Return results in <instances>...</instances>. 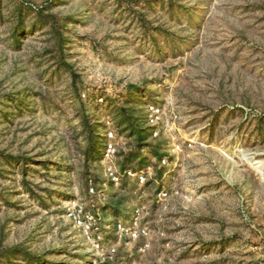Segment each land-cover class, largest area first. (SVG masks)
Returning <instances> with one entry per match:
<instances>
[{
    "label": "rangeland",
    "instance_id": "rangeland-1",
    "mask_svg": "<svg viewBox=\"0 0 264 264\" xmlns=\"http://www.w3.org/2000/svg\"><path fill=\"white\" fill-rule=\"evenodd\" d=\"M0 264H264V0H0Z\"/></svg>",
    "mask_w": 264,
    "mask_h": 264
},
{
    "label": "built area",
    "instance_id": "built-area-1",
    "mask_svg": "<svg viewBox=\"0 0 264 264\" xmlns=\"http://www.w3.org/2000/svg\"><path fill=\"white\" fill-rule=\"evenodd\" d=\"M82 221H79V223H81ZM119 226H120V224H119Z\"/></svg>",
    "mask_w": 264,
    "mask_h": 264
}]
</instances>
